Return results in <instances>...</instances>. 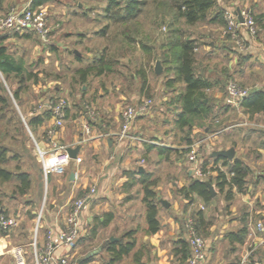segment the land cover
<instances>
[{
    "label": "rangeland",
    "instance_id": "1",
    "mask_svg": "<svg viewBox=\"0 0 264 264\" xmlns=\"http://www.w3.org/2000/svg\"><path fill=\"white\" fill-rule=\"evenodd\" d=\"M145 1L146 4L143 6L142 12L138 15L137 20L142 22V34L148 33L150 35L148 43L153 45L150 50V55L141 52L137 43L134 45L125 43L122 46L119 33L122 25H119V23H112L108 29L109 33L106 36H101L96 33V30L100 29L107 21V18L104 16L106 0H48L42 5L47 12V27L49 29L48 41H43L32 33L27 36L9 35V39L4 40V44L9 51L16 55H21L26 65L28 61H31V65L35 68H40L42 73L37 75L39 79L36 84H30L31 82L28 83L30 87L26 90L27 92L22 93L24 102L21 103L20 106L11 97V90L16 86V79L11 75L5 80L0 74V80L3 82L10 95L13 108L21 122V124H18L14 118L8 119L10 115L8 111L3 119H0V142L10 148V150L6 152L8 157L7 160L0 162V166L12 172L25 170L29 172L30 175V186L25 193L22 194L15 190V180L0 179V209L2 211L0 214L9 215L15 219V223L9 228H4L5 233L0 234V243L4 246V252L0 254V264H15L11 249L17 245H22L25 254V264H35L33 255L30 256L32 244L29 241H33V238H38L39 236L45 239L50 228L46 227V221H50L56 215L59 219H64L68 204L75 199L74 193H71L70 190L72 184L68 180V174L70 169H72V165H67L66 169L59 174L53 175V173H47L46 177L40 169L41 166L36 144L40 147L46 146L45 132L49 124L44 130L38 131L36 128H29L26 123L29 114L32 113L35 108L37 109L38 104L45 99V95H43L45 92L39 89V85L40 87L46 86L47 91H50L47 92L46 95L52 93L51 91H54L53 87L57 86L59 91L55 93V95L52 93L53 96L51 95V97L53 99H63L65 107L68 104L78 108L80 107L79 109L81 112H77L75 117L79 118L76 119L77 124L82 126V128L84 123L89 126L88 132H86L84 128L82 129L86 137H88L87 135H90V126L92 123H97L103 117L101 112L104 102L102 103L99 101L96 103V100L99 97L107 98L109 95H113L111 99H114V97L117 98L120 93H125L127 95L128 91L132 89V84L128 79L129 73L133 74L134 69L136 66L140 65V62L145 65L149 90L148 92L143 90V93H138L137 96L139 99L152 97L153 103L148 113L137 117L134 122L143 118L140 125H142L144 137L148 138L150 134L156 133L158 136L164 137L165 140L167 138L166 141L170 142V144H175L180 147H176L173 152L171 151L167 154L163 153L161 156L157 154L156 149H153L150 150L147 156H144L145 165L150 168H152L154 161L159 158V156L162 158L160 160H163V162H159L158 165H155L157 166L155 172H157L154 175L152 173L151 176H153V179L149 178L146 183H143L142 194H144V185L151 186L153 180L159 179L158 176H155L156 174L167 172L169 175L178 174L186 177L190 164L184 155L190 146H194L197 150V160L190 162L193 166L196 165L200 168L201 175L199 176L203 180L211 177V173H215V167L220 166L219 164L216 165V163L211 162V159L208 157V153L212 149L233 146L234 155L242 157L243 160L250 157V151L252 150L250 146L254 137L246 135L247 131L244 128H239L238 124L244 125L243 127L253 123L263 124L264 115H247L243 113L241 106L236 105L228 110L221 108L217 112V115L215 114L213 116L211 113V115L205 119L195 117L193 118L191 126L184 125L180 127L174 122V118L176 117L175 114L172 113L169 116V114L165 113L167 110L165 105H161L157 99L158 97H162L161 91H163L164 95H167V93L170 95L171 93L165 92L164 89L167 90L166 88H173V86L177 88L179 83L169 81L170 86L165 84L168 80H175L174 61L172 60L173 51H169L166 59L161 54L162 50L158 48L159 42L169 34L168 28L170 26H176L178 32L183 37L187 36L194 39L195 43L198 45V49L195 51L198 59L202 55V52L209 48L207 41L212 38H219L218 29H216V31L212 28L208 30V26L205 24L206 21L197 22L192 25L184 23L183 19L174 21L173 11L169 6L168 0H156L155 3H152V0ZM231 1V4L225 6L226 8H233L235 6L245 7L256 17L255 22L257 30L254 36L251 37L259 38L258 33L261 32L259 27L262 20H259V15L264 16V0ZM224 8L222 9L224 10ZM6 12L2 10L0 15ZM132 23L131 21L130 24ZM220 24L219 28L223 29L224 23L221 22ZM0 32L5 33V30H0ZM78 32H81L82 35H79ZM46 42L50 44L53 43L56 47L51 49L48 44H45ZM202 43H204V45H201ZM243 44L244 50L241 52L244 53L248 45L244 40ZM104 46H109L110 50H113L108 52L110 59L117 58L115 62L114 59H112L114 62L112 65L113 71L101 75H94L93 72L88 73L87 79L83 83L80 77L81 72H78L77 68L94 63V57L100 54ZM73 49H76L81 55L80 60L74 57V53L72 52ZM156 59L161 60L163 70L160 74H155L153 70ZM252 65L259 66L258 63H249L245 61V68L242 75L234 74V76H232L231 74V76L223 77L224 74L220 72L219 76H222L224 79V87L226 81L229 79H233L238 84L248 88L255 84L263 85L264 72L260 71V67H254L253 69ZM196 66L200 68L201 64L197 63ZM205 68L207 74H213L215 70L211 65ZM247 68H250L252 71H248ZM34 85H36L38 89L35 90L33 87ZM134 86L140 89V80L137 79ZM220 86L221 85H217L214 89L220 90ZM82 87H84L85 90H82ZM203 95L211 98L212 92L203 90L199 93V96ZM121 100L122 108L132 104L128 98H122ZM223 104L226 105L225 103ZM87 107L94 111L95 118L90 120L87 119L85 112ZM4 110H6L5 107ZM65 113L64 110L63 124L60 128L65 125L68 130H75V125L73 126L72 123L66 120ZM210 117L216 125L209 122ZM223 124L227 126L218 131L217 129L222 128V126H224ZM206 126L208 127L205 129ZM59 130L57 135L59 134ZM15 150L18 152L16 156L13 152ZM168 155L170 156L169 158H167ZM172 158L182 161V164H180V166L173 165ZM204 162L207 164L203 165ZM86 163V161L83 162L82 166ZM177 167H180V169L177 170ZM221 167L224 168L223 166ZM86 182L85 188H88L91 180L86 179ZM153 183L156 184V180ZM212 185L215 187L216 193L210 205L215 207L224 205V202H227L225 198L227 187L225 186L222 191H219L214 183ZM180 188L175 186L173 190L170 191L168 200H171L179 210L182 209V207L192 208L189 210L188 214L184 215L183 219H185L186 222L189 215L193 218V215L196 213L195 210L199 197L195 193L185 196L184 193L180 191ZM180 215L179 212V216ZM187 216L188 218H186ZM255 232L258 233L260 231ZM247 243L245 248L249 250L253 247L251 246L253 242H251V244H249V242ZM96 244L95 241L89 240V237L84 238L78 242L77 245H79V248L74 252L71 259L88 257V260L83 264H95L90 262L93 258V255H90V253L97 249ZM263 247L264 245L256 246V248L253 249V254H251L252 257L256 259L263 258ZM94 253H96V251ZM99 258L100 259H96L98 262L97 264L102 262V256ZM177 264L184 263L178 261Z\"/></svg>",
    "mask_w": 264,
    "mask_h": 264
},
{
    "label": "crops",
    "instance_id": "2",
    "mask_svg": "<svg viewBox=\"0 0 264 264\" xmlns=\"http://www.w3.org/2000/svg\"><path fill=\"white\" fill-rule=\"evenodd\" d=\"M23 1L24 0H0V12L2 10L6 12ZM47 1H44L40 5H43ZM216 3L220 8H224L226 5L231 4L232 1L216 0ZM259 20H261V25L259 27L261 32L258 33L259 38H252L244 30H240L242 39L246 41L248 45L244 53L238 50L229 37L223 35V29L219 28L221 24L218 21H206L205 24L208 26V30H210V28L214 31L218 29L219 38H212L207 41L209 48L204 50L202 55L198 58L201 64L199 69L201 74L211 77V79L215 80L217 83H213L210 87L205 89L212 92L211 98L207 96L204 98V101H207L209 104V112L203 115V117L198 118L205 119L208 118L211 113L213 116L215 114L217 115V112L221 108L228 110L234 107L233 105L225 103L224 79H222L224 76H219L220 72L223 74L224 70L227 69L229 75H242L245 68V61L249 63H258L259 66L252 65V68L260 67V71L264 72V16L259 15ZM32 34L37 35L34 32H32ZM22 35L24 34H19V36ZM79 35H82V33L80 32ZM6 39H9V37ZM201 45H204V43ZM196 49H198L197 44L195 46V51ZM72 52L80 55L76 49H73ZM240 52L244 54V58L239 57ZM27 65L28 69L36 72L37 75L42 73L40 68H35L31 65V61H28ZM210 65L215 69L213 74H207L205 67ZM247 69L248 71H252L250 68ZM130 82L132 84V89L128 91L127 95L125 93H120L119 96L117 98L114 97V99H111L113 95H109L107 98L99 97L96 100V103L99 101L102 103L104 102L101 112L103 117L95 124L90 122L92 125L90 126V135H87L88 137L84 134L82 126L77 124L76 119L79 118L75 117L77 112H81L79 109L80 107L78 108L68 104L65 109L66 120L72 123L73 126L75 125V130H68L65 125H63L59 130L58 140L66 146L73 147L77 144L80 145L77 152L80 161L77 162L74 159H70L67 163V165H72V169H70L68 174V180L72 184V188L70 189L71 193H74V198H76L86 190V179L91 180L89 186L94 185L96 187L95 193L88 201L82 213L86 230L80 241L89 237V240L97 243V249L95 251L97 253L98 250V253L96 254L94 251L91 252L92 254L90 253V255H93L90 262L95 264L98 263L96 259H100L99 257L101 256L102 262L100 264H107L110 259V252L105 248L110 236L117 238L113 241L126 242L129 240L132 242V247L128 253L116 259L113 264H177L178 259L173 249L177 247L179 240H186L185 219L183 218L192 208L182 207V209L179 210L171 200H168V196H170V191H172L175 186L179 188L187 186L192 178L203 179L195 172L197 166H193L190 161L188 162L190 166L187 170L186 177L178 174L169 175L167 172L156 174L155 176L159 177V179L154 178L157 183L154 184L153 182L155 180H153L151 186H148V188L152 187L150 189L155 194L153 202L158 210L157 219L159 221V227L153 233L148 231L145 219L146 207L142 201V185L146 183L149 178L153 179V176H151L152 173L154 175L157 172H155L157 167L155 165H158L159 162H163V160H160L162 159L160 157L161 154L173 152L176 147L180 146L170 144V142L166 141L167 138L165 140L164 137L158 136L156 133L150 134L148 138L144 137L143 128L142 125H140L143 118L133 122L126 136L122 138L119 137L121 122L120 112L122 108L121 99L128 98L130 102L133 103L139 100L137 94H142L139 91L140 89L134 86L136 80ZM217 85H221L220 90L214 89ZM179 86H177V88L173 86V88L164 89L165 92L171 94L169 95L167 93V95H164L163 91H161L162 97H158L157 99L161 105H165L167 109L165 113L169 114V116L172 113L176 115L177 107L179 106L177 100L180 93ZM33 87L35 90L39 87L42 92H45V94H43L45 95L44 100L51 98V95L53 96V94L55 95V93L59 91V88L54 86V91H51L53 94L48 93L47 96L46 93L50 91H47L46 86L40 87L39 85L36 88V85H34ZM256 87L264 88V84L252 85L250 89ZM82 88L85 89L84 87ZM40 104H38V108H35L29 115L44 112L46 109L40 107ZM238 105L241 106L240 104ZM241 108L243 113L250 116L264 115V112L250 114L244 110L243 106H241ZM209 120V122L213 123L211 117ZM49 123V118H44V120L36 126V129L38 131L44 130ZM238 125L239 128H244L247 131L246 135L254 137L250 146L252 150L250 151L251 153L248 159L243 160L242 157L234 155L240 158L247 166L245 189L242 192L233 189L232 198L224 202V205H222L223 207L210 205V202L215 196H212V199L208 202L203 201L198 196L199 200L197 201L198 204L195 212L201 211L203 220L208 222L204 228L203 235L207 244L206 258L201 264H250V256L247 255L248 251L252 248H256V246L264 245V231L255 232L257 231V222H261L264 225V123H253L245 127H243L244 125ZM225 126L227 125L217 130H222ZM207 127L208 126H206L205 129ZM153 149H156L157 154L160 156L154 161L152 168H150L145 165L144 156H147L150 150ZM212 150L209 151L208 157L211 159V162L214 163V160L211 158ZM169 155L167 158L170 157ZM172 159L173 165L180 166V164H182V161L174 160V158ZM85 161L87 163L82 166ZM217 164L221 166V161H218ZM178 169H180V167H177V170ZM71 171L73 172V178H70ZM55 174L59 173H53V175ZM211 175L212 176L209 177L208 180H211L213 184V173H211ZM162 199L168 203L167 206L161 203L160 200ZM71 202L68 204L67 210ZM179 212L181 214L180 216ZM189 217H191V215H189ZM186 218H188V216ZM46 225L47 228L50 227L49 229L57 230L63 225V218L59 219L56 215L50 221L47 220ZM41 227L43 229L42 225ZM242 227L247 229L243 243L239 244L232 242L231 244L227 234L231 231H237ZM39 237L33 238V241H29L32 244L30 256L34 255L35 250L43 246L44 238L40 237L39 239ZM247 242H249V244L253 242L251 245L253 247L249 250L245 248V245L248 244ZM3 247V244L0 243V254L4 252ZM78 248L79 245L69 249L63 246L56 248L54 254L56 256L67 254L72 257ZM262 251H264V247ZM75 259L80 260L84 258Z\"/></svg>",
    "mask_w": 264,
    "mask_h": 264
},
{
    "label": "trees",
    "instance_id": "3",
    "mask_svg": "<svg viewBox=\"0 0 264 264\" xmlns=\"http://www.w3.org/2000/svg\"><path fill=\"white\" fill-rule=\"evenodd\" d=\"M44 1L47 0H31V6H39ZM106 5L104 6V16L107 18L106 23L98 30L97 34L101 36H106L109 32L112 23H119L121 26L120 30V43L122 46L127 44L134 45L137 43L141 52L150 55V50L153 47L149 44V34H142L143 28L139 22L138 15L142 12L143 6L146 4L145 0H106ZM156 0H152L155 3ZM169 6L173 11L174 21L178 19H183L184 23L192 25L197 22L202 21H218L219 23H224L223 20V9L218 6L216 0H168ZM254 18H256L254 16ZM131 21L133 22L132 24ZM136 22V23H135ZM169 34L159 42L158 48H160L162 56L167 59L169 51L172 52V60L174 61V77L175 80H168L165 84L170 86V82H178L180 93L177 97L179 106L177 107L176 117L174 122L178 126L183 127L184 125L192 124L193 118L203 117V115L208 114L209 104L204 101L205 96H199L201 91L210 87L213 83H217L211 77L204 76L200 73V69L197 68V63L199 60L195 54L196 43L193 38L183 37L176 26H170L168 28ZM24 35L32 33V31L22 32ZM17 31H5V33L0 32V74L6 80L9 76H13L16 79V86L11 90V97L20 106L23 103L22 93L27 92L30 84L37 83L38 77L37 73L29 70L23 57L21 55H16L15 53L9 51L4 44V40L9 37V35H19ZM118 36V35H117ZM228 37V36H226ZM51 49H54L53 43L46 42ZM114 48V47H113ZM123 50V47H122ZM110 50L109 46H104L100 54L94 57V63H90L85 67L77 68L78 72H81V80L87 79V74L92 73L94 75H101L110 71H113V64L117 60L109 58L108 52ZM240 58H244L243 53H239ZM81 55L74 53V57L80 60ZM114 57V56H113ZM165 60V59H164ZM225 76H231L228 74V70L225 69ZM128 79L140 80V92L143 90L148 92L149 84L147 80V74L145 65L141 64L136 66L133 74L129 73ZM223 79V78H222ZM170 81V82H169ZM31 82L28 86V83ZM85 90V89H82ZM10 95L8 94L3 82L0 80V119H3L7 111L10 113L8 119L14 118L16 123L21 124L19 117L17 116ZM154 97V94H153ZM52 98V97H51ZM244 107V110L250 114L255 112H264V88L256 87L251 88L247 95L239 103ZM4 107L6 110H4ZM66 109V107H65ZM50 113L45 110L41 113H34L27 117L26 123L31 129L36 128L44 118H49ZM10 150L8 146L0 142V162L7 160L6 152ZM15 156L18 152L13 151ZM214 163L217 164L221 161V166L215 167V173H213L214 184L219 191H222L224 187H227L225 192V198L227 200L232 198V190L244 191L247 175L246 164L238 157L233 156L229 161L227 158L222 156L211 157ZM207 163L204 162L203 165ZM222 168V169H221ZM41 169V168H40ZM0 179L2 180H15V190L18 193H25V191L30 186V175L29 172L25 170H17L12 172L2 166H0ZM211 182V180H209ZM143 203L146 207L145 219L148 226V231L153 233L159 227V221L157 219V206L153 202L154 192L148 188L147 185L143 186ZM180 191L184 193L185 196H189L191 193L197 194L203 201L208 202L212 199L206 184L200 178H192L187 186L180 188ZM0 209V213H1ZM193 219L196 224L197 231L203 236L204 228L208 224L202 217L201 211H197L193 215ZM94 229V228H93ZM94 232V231H93ZM4 228L0 225V234H4ZM247 229L245 227L240 228L237 231H231L227 234L229 242L243 243ZM132 247L131 241L119 242V241H107L106 250L110 252V259L107 264H113V262L120 258L123 254L128 253ZM174 254L181 263H185V259L189 254V246L186 240H179L177 247L173 249ZM250 260L253 259L252 255ZM87 258L77 260V264H83ZM264 260V252L263 258Z\"/></svg>",
    "mask_w": 264,
    "mask_h": 264
},
{
    "label": "built area",
    "instance_id": "4",
    "mask_svg": "<svg viewBox=\"0 0 264 264\" xmlns=\"http://www.w3.org/2000/svg\"><path fill=\"white\" fill-rule=\"evenodd\" d=\"M237 10L239 11L242 21L238 19ZM224 20L223 35L228 36L235 44L239 51L244 50L243 39L240 30H244L249 36H254L257 27L252 12L241 6L233 8L225 7L222 13ZM0 30L17 31L19 33L32 31L36 33L43 41H48L49 29L47 27V12L42 6H31V0H26L15 7L11 8L4 14L0 15ZM225 103L236 106L247 95L250 88L238 84L235 80L229 79L225 83ZM153 103L152 97L141 98L132 104L126 105L120 112V129L119 137L122 138L128 134L134 120L148 113ZM40 107L49 111V126L45 132V147L36 144L37 153L40 161L41 170L46 177L47 173H62L68 161L71 159L66 151V145L58 140V130L63 124L65 102L63 99L48 98L41 102ZM87 119L95 118L94 111L87 107L85 110ZM86 132L89 126L83 124ZM188 161L197 160V150L190 146L185 153ZM79 162L80 158L74 159ZM222 169V168H221ZM195 172L201 175L200 168L197 166ZM96 187L89 186L80 195L72 200L66 216L63 219V225L57 229H49L44 239L42 248L35 250L33 259L35 264H77L67 254L55 255L56 248L75 247L85 234V221L83 211L95 193ZM15 223V219L9 215L0 214V225L2 228H9ZM186 241L189 246V254L185 259V264H201L206 258L207 244L205 238L197 231L195 221L189 217L185 222ZM256 230L263 232L264 225L261 222L256 223ZM252 248L247 255H251ZM15 264H25V254L22 245H17L11 249ZM250 264H264V260L253 258Z\"/></svg>",
    "mask_w": 264,
    "mask_h": 264
},
{
    "label": "water",
    "instance_id": "5",
    "mask_svg": "<svg viewBox=\"0 0 264 264\" xmlns=\"http://www.w3.org/2000/svg\"><path fill=\"white\" fill-rule=\"evenodd\" d=\"M237 16H238V19L240 21H242V17H241V15H240L238 10H237ZM153 70H154L155 74H160L162 72L163 68H162V64H161V60L160 59H156L155 60V63H154V66H153ZM79 147H80L79 144H77V145H75L73 147L72 146H66L65 149L67 151L68 156L71 159H75L76 158ZM233 155H234V148L232 146H230L228 148L214 149L211 152V156H214V157L222 156V157H225V158H227L229 160L232 159ZM70 178H73V172L72 171L70 172ZM203 182L206 184L210 195L214 196L216 191H215L213 185L211 184V182L208 179L203 180ZM160 201H161L162 204H164L166 206L168 205V203L165 200L162 199ZM114 239H117V238H115L113 236H110L108 238V241H113ZM94 252H95V250H94Z\"/></svg>",
    "mask_w": 264,
    "mask_h": 264
}]
</instances>
